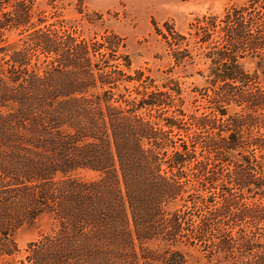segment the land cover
I'll list each match as a JSON object with an SVG mask.
<instances>
[{
    "label": "trees",
    "instance_id": "16d2710c",
    "mask_svg": "<svg viewBox=\"0 0 264 264\" xmlns=\"http://www.w3.org/2000/svg\"><path fill=\"white\" fill-rule=\"evenodd\" d=\"M16 29L0 24L3 235L35 222L59 221L62 237L58 242L46 240V248L69 251L75 259L80 254L90 258L92 253L87 250L96 247L103 249V260L99 257L98 261L107 264L110 258L124 260L123 252L138 239L140 244L160 239L168 251L182 246L174 237L185 228L197 235L220 231L224 219L225 225L230 224V211L235 207L238 212L232 222L241 232L235 242L232 238L221 240L215 249L206 250L205 241L199 239L208 253L194 260L195 264L222 261L219 252L230 251L235 243L239 258L232 264H246L245 252L249 255L259 250L261 241L251 232L245 233L241 224L246 218L261 221L253 209H246L245 197L234 200L227 194V169L212 166L228 165L236 157L240 160L235 161L239 185L254 179L245 172V163L249 168L252 164L240 155L246 145L242 123L224 136L212 133L215 128L208 120L189 116L186 121L185 115L175 110L170 95L138 86L150 80L140 71L131 74L130 59L122 58L125 70L105 73L97 68L95 60L104 56L102 43L73 44L58 61L59 67L52 58L31 62V56L23 53L29 51L26 45L21 49L4 45V32ZM38 37L33 49L42 48L46 54L59 50L49 31ZM231 41L230 48L221 47L205 56L211 75L222 82L241 75L237 71L242 70L239 60L244 55L255 57L253 51H264V38L251 39L242 49ZM116 47L112 46L113 52ZM8 48L17 54L7 56ZM222 90L219 101L227 107L250 102L243 91ZM164 98L169 99L167 105ZM259 99L254 97L255 102ZM153 111L158 112L155 119ZM220 115L227 113L222 110ZM201 126H211L203 138ZM248 144L260 149L259 141ZM253 174L260 172L253 170ZM253 191L264 194V185ZM216 200L220 204L217 209ZM88 245L91 247L85 249ZM176 254L187 264L182 252ZM68 257L55 252L49 259Z\"/></svg>",
    "mask_w": 264,
    "mask_h": 264
},
{
    "label": "rangeland",
    "instance_id": "374dc122",
    "mask_svg": "<svg viewBox=\"0 0 264 264\" xmlns=\"http://www.w3.org/2000/svg\"><path fill=\"white\" fill-rule=\"evenodd\" d=\"M0 24L17 27L4 32V45H11L12 48L19 46L20 49L26 45L29 51L23 53L28 58L31 56V62L52 58L54 66L59 67L58 61L73 44L82 41L87 44L102 43L101 53L104 56L95 60L97 68L105 73L125 70L122 58L130 59L131 74L140 71L150 80L138 86L148 87L153 93L170 95L175 110L181 111L186 121L189 116L208 120L215 128L211 132L224 136L231 134L235 124L242 123L239 124L246 145L240 155L252 164L249 168L245 163V172H250L254 179L244 180L243 185H239L236 157L228 165L214 163L212 166L227 169L230 175V179L224 182L227 194L234 200L240 195L245 197L246 209H253L259 218L257 221H261L246 218L241 225L245 233L251 232L254 238L261 241L259 250L249 255L245 252L244 262L255 264L261 261L264 264V194L253 191V188L264 185V51H253L255 57L244 55L239 60L242 70L237 71L241 75H234V72L235 79L224 82L213 78L205 57L221 47H229L233 44L232 39L239 44L236 46L238 49L251 39H263L264 0H0ZM46 31L59 45L56 53L46 54L42 48L31 47L35 45V40H40L38 34ZM233 34L237 36L235 39ZM112 46H117L113 49L116 52L112 51ZM12 48H8L7 56L16 53ZM77 67L82 72L81 67ZM222 89L243 91L250 96V102L230 103L227 107L219 101ZM172 90L179 94L175 95ZM256 96L260 97L258 102L254 101ZM162 101L165 105L169 103L168 98ZM222 110L227 113L224 117L220 115ZM157 113L153 111L154 119ZM210 127L199 128L202 138L209 134ZM250 141H259L260 149L250 147ZM253 170L254 173L259 171L260 175H254ZM215 202L217 209L220 204L218 200ZM240 202L243 204V201ZM230 212V224L225 225L224 219L220 231L197 235L185 228L174 237L182 246L178 244L168 251L165 241L160 243L159 239L150 244H140L138 239L123 252L124 260L110 258L107 264H185L176 254L179 252L185 255L187 264H195V258L208 253L203 248L204 244L198 243L199 239L203 243L205 241L208 250L215 249L221 240L232 238L235 242L241 234L238 225L232 222V216L238 209L232 207ZM60 225L59 221L35 222L6 236L0 229V264H106L98 261L99 257L102 259L103 249L100 251L96 247L87 250L92 253L90 258L80 254L75 259H71L69 251L46 248V240L58 242L61 239ZM89 247L91 245L85 249ZM235 247L232 243L230 251L219 252L222 261L212 264L235 262L239 258ZM55 252L61 256L69 255L70 259L50 260ZM198 264L203 263L199 261Z\"/></svg>",
    "mask_w": 264,
    "mask_h": 264
}]
</instances>
